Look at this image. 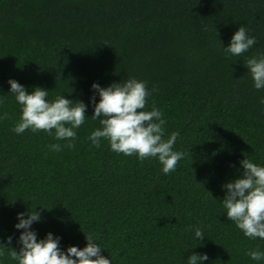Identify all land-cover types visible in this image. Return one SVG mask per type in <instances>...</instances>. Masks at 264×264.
Wrapping results in <instances>:
<instances>
[{
  "label": "trees",
  "instance_id": "1",
  "mask_svg": "<svg viewBox=\"0 0 264 264\" xmlns=\"http://www.w3.org/2000/svg\"><path fill=\"white\" fill-rule=\"evenodd\" d=\"M241 26L257 43L230 56L223 47ZM254 56H264V0H0V244L19 251L17 214L35 209L38 240L52 233L66 251L91 235L111 264H187L192 254H207L201 264H264L246 254L264 252V239L247 238L222 202L241 160L264 166V89L245 67ZM130 78L146 82L144 110L155 101L163 138L179 133L173 150L185 155L174 172L89 139L101 128L92 84ZM10 79L48 90L49 102L87 105L74 149L12 130L21 106ZM10 251L0 264H18Z\"/></svg>",
  "mask_w": 264,
  "mask_h": 264
},
{
  "label": "clouds",
  "instance_id": "2",
  "mask_svg": "<svg viewBox=\"0 0 264 264\" xmlns=\"http://www.w3.org/2000/svg\"><path fill=\"white\" fill-rule=\"evenodd\" d=\"M250 28L245 26L231 37L223 51L230 56H240L252 48L257 40L249 35ZM248 72L254 81V87L264 89V56L252 57L246 61ZM10 93L21 106L19 122L13 131L19 135L26 130L34 133L44 131L56 140L68 141L65 147L75 148L76 129L80 128L86 119L87 105L82 101L73 102L58 96L52 102L47 100L48 90L36 87L31 93L14 79L8 81ZM94 95L90 102L94 105L93 120H99L101 128L91 132L89 139L93 146L100 148L101 139L109 142L112 151L125 156L136 155L143 162L145 159L158 158L165 174L174 172L183 152L173 150L179 136L173 132L167 140L164 137L163 113L152 102L151 111H145L148 97L146 82L135 78L121 83H112L101 87L92 84ZM155 91V89H153ZM95 93L100 99L96 102ZM264 102V101H262ZM4 113L0 119H7ZM52 151H61L60 144L49 145ZM243 168L242 177L235 178L223 185L226 194L222 200L226 209V217L235 223L249 239H264V166H259L244 158L240 161ZM27 216V218H25ZM19 223L16 229H22L17 243L19 251L4 244H0V256L5 254L4 248L11 249L9 255L18 264H111V260L102 254V247L94 242L91 235L85 236L87 245L84 248L70 246L66 251L61 250L60 237L47 233L44 239H37V233L31 230L34 222L41 220L40 213L29 211L18 213ZM186 231H192L191 227ZM195 237L204 238L201 229H195ZM12 237L7 238V244L12 243ZM252 260H264V252L251 250L246 253ZM208 260L207 254H192L187 264H201Z\"/></svg>",
  "mask_w": 264,
  "mask_h": 264
}]
</instances>
